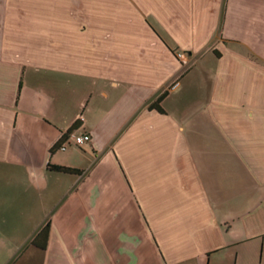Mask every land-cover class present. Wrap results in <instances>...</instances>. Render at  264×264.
Returning <instances> with one entry per match:
<instances>
[{"label": "crops", "instance_id": "0c3cea01", "mask_svg": "<svg viewBox=\"0 0 264 264\" xmlns=\"http://www.w3.org/2000/svg\"><path fill=\"white\" fill-rule=\"evenodd\" d=\"M0 264H264V0H0Z\"/></svg>", "mask_w": 264, "mask_h": 264}, {"label": "trees", "instance_id": "16d2710c", "mask_svg": "<svg viewBox=\"0 0 264 264\" xmlns=\"http://www.w3.org/2000/svg\"><path fill=\"white\" fill-rule=\"evenodd\" d=\"M69 134V132L67 133ZM66 134V135H67ZM48 168L51 170V171H54V172H58V173H63V174H67V173H70V170L69 169H66L64 167H56V166H48ZM47 233H48V227H44L42 229V231L36 236V243H34L33 245L35 247H38L40 249H44V242H45V239L47 238Z\"/></svg>", "mask_w": 264, "mask_h": 264}, {"label": "built area", "instance_id": "2783aa9c", "mask_svg": "<svg viewBox=\"0 0 264 264\" xmlns=\"http://www.w3.org/2000/svg\"><path fill=\"white\" fill-rule=\"evenodd\" d=\"M178 59H181V55L180 54H177L176 55ZM183 63H186V62H183ZM179 85L178 82H175L172 86H171V90L175 89L177 86ZM69 139L71 140V142L75 145V146H78V147H81L87 143H89L91 141L90 139V135L88 134H78V135H74V134H71L69 136Z\"/></svg>", "mask_w": 264, "mask_h": 264}, {"label": "rangeland", "instance_id": "374dc122", "mask_svg": "<svg viewBox=\"0 0 264 264\" xmlns=\"http://www.w3.org/2000/svg\"><path fill=\"white\" fill-rule=\"evenodd\" d=\"M177 54H180L182 58H181V59H178L177 56H176ZM175 57L178 59V61H180V62H182V63H183V62H188V60H187V58H186V55H185V53H183V52H181V53H180V52L176 53V54H175ZM170 88H171V87H170ZM12 189H13V188H12ZM16 237H17V236H16ZM17 251H18V250H17ZM17 251H16L15 253H17Z\"/></svg>", "mask_w": 264, "mask_h": 264}]
</instances>
